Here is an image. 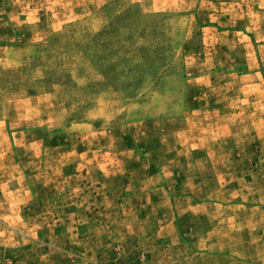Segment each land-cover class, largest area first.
Instances as JSON below:
<instances>
[{
	"label": "rangeland",
	"instance_id": "1",
	"mask_svg": "<svg viewBox=\"0 0 264 264\" xmlns=\"http://www.w3.org/2000/svg\"><path fill=\"white\" fill-rule=\"evenodd\" d=\"M0 264H264V0H0Z\"/></svg>",
	"mask_w": 264,
	"mask_h": 264
}]
</instances>
